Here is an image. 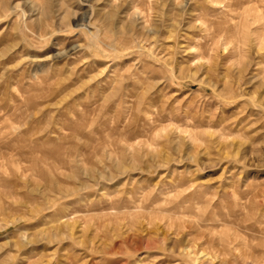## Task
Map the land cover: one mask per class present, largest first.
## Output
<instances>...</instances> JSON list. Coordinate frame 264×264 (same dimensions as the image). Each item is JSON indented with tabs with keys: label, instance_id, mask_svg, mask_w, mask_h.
Returning <instances> with one entry per match:
<instances>
[{
	"label": "rangeland",
	"instance_id": "obj_1",
	"mask_svg": "<svg viewBox=\"0 0 264 264\" xmlns=\"http://www.w3.org/2000/svg\"><path fill=\"white\" fill-rule=\"evenodd\" d=\"M0 131V264H264V0H0Z\"/></svg>",
	"mask_w": 264,
	"mask_h": 264
},
{
	"label": "bare ground",
	"instance_id": "obj_2",
	"mask_svg": "<svg viewBox=\"0 0 264 264\" xmlns=\"http://www.w3.org/2000/svg\"><path fill=\"white\" fill-rule=\"evenodd\" d=\"M19 7H16V8H14L13 9V11L15 12L17 9H18ZM6 9V8H5ZM10 9V8H9ZM11 13V12H10ZM23 15H25V14H23ZM26 16V15H25ZM9 17V14H5L4 15V20L6 19V18H8ZM19 129V128H18ZM14 130V129H13ZM15 130L17 131V129L15 128ZM18 132V131H17ZM16 132V133H17ZM4 133V132H3ZM3 133H1V131H0V135H3ZM30 133V132H29ZM24 134V133H23ZM27 134V133H26ZM19 134H16V136H15V138H24V137H26L25 135L23 136V135H21V136H18ZM33 135H35V134H33ZM2 138V137H1ZM9 138V137H8ZM33 138V137H32ZM30 139V138H29ZM26 140V139H25ZM15 141H20V140H15ZM27 141V140H26ZM30 141V140H29ZM75 216V215H74ZM185 251L187 252V254H190V255H193V254H195L196 253V250L193 248V247H188V248H186L185 249ZM249 258V257H248ZM256 264V263H255Z\"/></svg>",
	"mask_w": 264,
	"mask_h": 264
}]
</instances>
